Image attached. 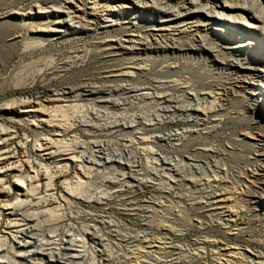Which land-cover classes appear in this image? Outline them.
<instances>
[{
    "label": "bare ground",
    "instance_id": "bare-ground-1",
    "mask_svg": "<svg viewBox=\"0 0 264 264\" xmlns=\"http://www.w3.org/2000/svg\"><path fill=\"white\" fill-rule=\"evenodd\" d=\"M204 2V0H179L178 3H172L170 0H60L58 3L45 2L38 6L37 10L29 8L22 16L24 22L32 24L38 22L42 28L38 31H41L48 40H58L66 36L82 38L92 33L91 31H97L100 36L97 41L78 47L74 50L75 56L79 57L78 54L91 50L101 53V56L108 61L117 62L115 68L121 67L110 69L105 78L121 83L116 91L126 95L124 100L127 98L137 104L148 101L153 105V114L148 119L149 123L134 118L132 122L131 119L130 122H126V118L121 122H115V118L114 132L116 134L124 132L127 135L130 131H146L147 127L155 129L164 124H191L188 128L171 131L165 137L154 134L156 141L171 144L172 155L168 159L158 156L160 167L154 169L155 176L167 179L170 193L175 190L181 193L195 189V192L204 190L206 210L212 211L213 215L217 216L218 223L227 228L240 227L237 218L246 221L248 225L252 219L259 222V215L264 213V129L255 133L248 132V128L239 130L240 132L232 134L227 144L217 138L218 141L215 142L206 141L203 148L195 150V154H184L183 146L193 136L205 138L204 136L211 132L219 133L227 120L248 125V120L255 117L258 112L260 114L264 112V3L260 0ZM214 25L218 26L217 29L212 27ZM44 42L37 44L44 45ZM257 45L261 48H256ZM155 64L161 66L158 73L167 75V80L171 78L167 81L168 91L160 92L159 86L162 84L150 88L141 87L142 89L130 88V86L127 88L128 82L134 77L148 74L147 71ZM195 65L203 69V72L199 73L201 76L199 90H195V83L188 78ZM207 70L212 71V81L208 80ZM177 87L181 88L180 94L173 91ZM101 94L103 89L91 83H82L75 87L61 86L50 90L48 98L44 101H40L39 95L35 94L19 102L23 108L22 113L36 116L38 125L43 123L49 125L53 123V119L50 117L46 119L48 116L44 109L46 104H71L80 100L97 102ZM70 106L66 105V108H72ZM120 115L122 116L121 113ZM138 119L143 117L140 116ZM49 127L56 126L53 124ZM57 132L53 136L66 134V131L62 132V130ZM249 136L252 141L248 140ZM41 140L44 142L39 143V146L41 145L39 150L44 151L43 155L47 156L46 161L60 156L61 148L54 149L56 144L52 139ZM108 143L102 141L93 143L89 152L81 151L79 159L90 165L92 170H95L93 166L121 165L119 167L121 172L118 170L121 173L120 180L137 177L138 170L134 168L138 166L130 165L136 162V156L132 157L130 150L113 153ZM86 146L88 145H85V148ZM62 150L67 151L65 148ZM199 154L207 160L206 163H201V158L197 156ZM123 157L129 160L132 157L135 160L125 163L120 161ZM3 159L1 158L0 161ZM65 160L75 161L76 156L70 155ZM87 167L86 170L89 169ZM116 169L115 167L113 170ZM31 172L33 176L29 174L26 178H21L22 180L18 179L20 183L16 184L19 188L17 192H22L19 195L24 197L10 204L7 210L11 211L7 213L8 215L14 216L18 210L22 211L41 202L42 198L36 197L40 185L35 186L33 182L39 181L42 174L37 169ZM48 174L47 172L43 174L44 179H47L43 185L45 189L53 187L51 182L54 176ZM25 181L27 183L24 186ZM197 183L202 186L201 189H197ZM36 199L40 200L35 202ZM20 213L26 222L38 219L36 213V216L33 214L29 218L26 212ZM246 216H251L252 219L243 220ZM26 222L20 225L12 223L13 226L8 224L11 228H16L11 234V239L15 243L13 242L14 245H11L10 251H7L13 255L9 257L1 254L0 259L7 261L0 264H26L32 261H38L36 264H80L88 252L87 249L85 250L87 245L85 247L84 241H89L96 248L97 246L104 248L101 233L99 234L98 231L97 236L94 226L93 230L89 226H80V229L83 227L80 231H75L78 227L73 230L72 226V234H67L70 232L68 229L69 231H62L58 236H50L48 233L49 236L45 237L34 233L39 227L38 223L30 225ZM64 228L67 227L62 229ZM53 230L47 231L56 234V230ZM3 246L4 243L0 245V253L7 250ZM96 248L94 251L97 250ZM101 248L97 250L99 258L104 252ZM241 254L243 253L240 251L235 253L237 256ZM246 258L248 259V255Z\"/></svg>",
    "mask_w": 264,
    "mask_h": 264
},
{
    "label": "rangeland",
    "instance_id": "rangeland-1",
    "mask_svg": "<svg viewBox=\"0 0 264 264\" xmlns=\"http://www.w3.org/2000/svg\"><path fill=\"white\" fill-rule=\"evenodd\" d=\"M48 1L58 3L60 0H0V157L4 158L0 161V241L2 240L0 243L2 245L4 243L3 247L7 248L0 255L9 257L13 255L11 252L7 253L10 251V246L15 243L11 239V234L16 228L10 226H13L12 223L24 224L26 221L20 212H26L28 218L37 214L38 219L26 223L30 225L38 223L39 227L34 233L45 237L58 236L60 232L68 229L70 232L67 234H72V226L73 230L78 227L75 231L83 230L84 226H89L92 230L95 229L93 226L96 227L95 233L97 234L98 231L99 234L101 233L104 248L99 246L96 248L89 241H84L85 247L86 245L88 247L85 250L87 249L89 253L84 254L80 264H234L235 262V264H264V213L259 215V222L254 221L251 216H246L243 220L252 219L248 225L246 221L237 218L240 227L227 228L218 223L217 216L213 215L212 211L206 210L204 190H202L204 192L199 190L195 192V189L183 193L175 190L170 193L167 179L155 176L154 169L160 167L158 156L167 159L172 156L171 144L156 141L155 137H165L169 132L188 128L191 124H164L155 129L147 127L146 131H130L127 135L124 132L116 134L113 123L121 122L123 118H126V122H130L131 119V122L138 120L149 123L148 119L153 114V105L148 101L137 104L127 98L124 100L126 95L116 91L121 83L105 78L110 69L121 67L115 68L117 62L108 61L101 56V53L91 50L78 54L79 57L75 56L74 50L78 47L97 41L100 37L97 31H91L93 34L90 33L82 38L66 36L58 40H48L41 31H38L42 29L38 22L32 24L23 21L22 14L29 8L36 9ZM170 1L179 2V0ZM204 1L207 3V0ZM260 1L264 3V0ZM212 27L215 29L218 26ZM43 41H45L44 45L37 44ZM256 48L261 47L257 45ZM153 67L147 71L148 74L134 77L126 85L127 88L129 86L137 89L150 88L162 84L164 87L159 86L160 92L168 91L167 81L171 78L167 80V75L158 73L161 67L159 64ZM202 72L203 69L195 65L188 77L195 83V90H199ZM207 77L209 81L213 80L212 71H208ZM82 83H91L103 89V94L97 102L80 100L71 104H46L44 106L48 114L46 119L49 117L53 119V123L49 125L47 123L38 125L36 116L22 113L20 102L32 95L38 94L40 101H44L48 98L50 90L61 86L75 87ZM177 88L173 91L180 94L181 88ZM66 105H71L72 108H66ZM140 116L143 119H138ZM53 124L56 127H49ZM246 128L248 132L253 133L264 129V112L261 114L258 112L255 117L248 120V125L227 120L219 133L211 132L204 136L205 138L191 137L183 146L184 154H195V150L203 148L206 141L222 140L227 144L232 134ZM55 129L57 130L54 131ZM60 129L62 132L66 131L65 136H53L58 130L61 131ZM250 137L248 140L252 141ZM45 138L53 140L56 144H53L54 149L60 147L67 151L58 149L60 156L46 161L47 156L43 155L44 151L39 150L41 146L39 143L44 142L41 139ZM4 141L6 144L3 145ZM101 141L109 142L113 153L130 150L132 157L136 156V160L132 157L130 160L123 157L120 161L127 163L134 159L136 162L130 165L138 166L134 168L138 170V176L120 180L121 165H92L95 169L92 170L90 165L79 159L81 151L89 152L93 143ZM84 144L88 146L85 148ZM68 154L71 157L75 154L77 161L65 160L66 157H70ZM197 156L201 158L202 164L206 163L207 160L200 154ZM174 157L180 158L177 155ZM235 160L237 162V159ZM85 167L91 171L86 170ZM115 167L117 169L113 170ZM36 169L42 176L39 181L33 182V185H40L36 197L42 199L34 201L41 202L22 211L18 210L14 216L8 215L7 213L11 211L7 210L10 204L24 197L19 195L22 192H17L19 188L16 184L20 183L18 179L22 180L21 178H26L29 174L33 176L31 170ZM46 172L54 176L51 182L52 189H45L43 186L47 182L43 176ZM26 183L27 181L24 182V186ZM199 188L201 189L202 186L198 184L197 189ZM61 226L67 228L62 229ZM80 226L83 227L80 229ZM19 227L24 228V226ZM52 229L56 230V234L48 232ZM95 248L103 249L100 258L97 250L94 251ZM92 250L97 253L96 256ZM239 251L243 253L241 254L243 257L235 255ZM6 261L0 259V262ZM31 263L36 264L38 261Z\"/></svg>",
    "mask_w": 264,
    "mask_h": 264
}]
</instances>
